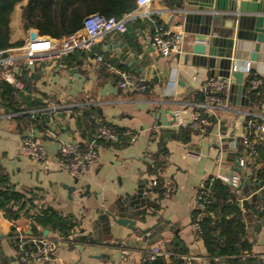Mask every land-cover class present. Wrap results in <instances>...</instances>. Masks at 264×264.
<instances>
[{
	"label": "crops",
	"instance_id": "0c3cea01",
	"mask_svg": "<svg viewBox=\"0 0 264 264\" xmlns=\"http://www.w3.org/2000/svg\"><path fill=\"white\" fill-rule=\"evenodd\" d=\"M239 4L234 1V9ZM184 6L185 0H153L147 9L160 22L180 24L185 29L186 42L181 55L162 57L153 50L151 17L144 15L146 9H134L129 13L126 32L105 33L92 51L76 50L61 60L34 65L19 57L15 70L25 84V91L15 93L11 84L0 81V101L10 91L16 96L14 108L0 102L4 108L0 112V164L7 174V185L22 192L33 190L41 207L71 214L78 222L69 236L71 241L58 245L51 262L26 263L19 258L16 240L40 235L34 234L30 219L24 216L13 219L0 207V264H140L146 250L153 245L164 249L170 242H181L187 248V253L169 251L184 259L181 264H210L206 244L193 226L201 183L212 175L231 176L241 171L239 197L251 196L254 207L264 208V199L258 197L262 188L257 189L251 169L244 163L241 142L243 112L264 111V97L254 104L250 90L244 89L245 84L240 85L236 78L225 93L229 109L212 113L216 121L208 133H196L188 142L170 137V130L178 131L192 122L196 112L193 103L205 99L202 81L229 75L237 61H252L254 68L264 73V37L258 41V32L242 25L236 16L220 13L202 21L199 12L183 11ZM19 9L16 7L10 25L11 42H22L11 47L16 53L30 39V29H24ZM233 19L235 23L231 22ZM204 34L208 36L206 51L196 54L193 44ZM122 52L130 55L122 58ZM97 55L104 61H98ZM106 62L137 73L151 86L149 91L122 89L118 74ZM171 68L174 73L168 76L167 69ZM27 98L39 99L42 106L27 109L24 102ZM48 108H55L52 115ZM85 109L98 121L126 131L129 142L113 145L100 141L99 162L77 177L75 183L76 177L59 167L58 156L63 141L86 144L92 138L93 129L80 123ZM177 109L181 119L175 114ZM35 110L40 111L33 113ZM10 113L16 114L7 115ZM25 113L32 117L44 115L45 126L27 123L19 131L16 117ZM162 134L167 138L169 154L161 174L168 190L161 196L153 189L157 175L149 173L148 164L159 149ZM25 135L44 145L48 154L45 160H34L21 150L20 142ZM263 156L264 149L252 162L256 168L263 164ZM243 175L248 178L242 180ZM141 184L152 191L137 198L135 194ZM73 186L77 190L71 194L69 187ZM133 207L142 208L133 211L138 225L156 226L145 240L128 237L130 230L112 219L124 211L132 214ZM248 212L246 208L252 256L257 258V264H264V224L261 216Z\"/></svg>",
	"mask_w": 264,
	"mask_h": 264
},
{
	"label": "built area",
	"instance_id": "2783aa9c",
	"mask_svg": "<svg viewBox=\"0 0 264 264\" xmlns=\"http://www.w3.org/2000/svg\"><path fill=\"white\" fill-rule=\"evenodd\" d=\"M152 1L136 0L135 9L147 10ZM129 15L127 13L123 17L118 18L92 13L84 19L82 28L70 35L55 38L38 33L37 38L34 40L29 39L18 53L11 47L0 48V81L11 84L15 93L18 90L25 91V84L15 70L16 60L19 57L25 58L28 65H34L37 62L61 60L76 50L92 51L105 33L126 32ZM144 15L151 17L152 13L147 10ZM150 19L152 25L150 38L155 51L162 57L183 54L186 42L185 29L180 24L162 23L155 16ZM96 59L104 61L100 55H97ZM106 64L109 69L118 74L119 86L122 89L130 92H146L148 90V83L137 73L131 70L118 69L107 62ZM171 70L174 73V69L171 68ZM236 71L243 72V83L248 90L264 87V73L256 70L252 61L249 60L234 63L229 75L214 77L206 81H202L195 75L196 79L202 81L205 92L203 101L193 103L196 107V112L190 125L197 133L205 134L207 126L212 124L210 119L203 115V112L213 115L212 113L218 110L229 109L230 106L225 93L235 82L236 76L234 72ZM54 110L55 108L47 109L50 115L53 114ZM38 111L40 110H35L33 113H38ZM0 112H4L3 107H0ZM15 114L10 113L7 115L12 116ZM175 114L178 119H181L179 109L175 111ZM243 114L245 120L241 142L244 148V163L247 165L249 162L252 163L258 156L260 145L263 144L264 149V111L246 110ZM118 139V134L106 122H102L97 134L86 144L78 140H67L61 143L58 156L59 167L71 176L79 177L99 162L100 140L115 142ZM20 147L23 152L34 160H45L48 156L44 145L30 135L23 137ZM218 177L229 182L234 187H238L241 181V175L238 173H234L231 176L219 174ZM152 184H157V178L153 180ZM210 195L211 188L206 180L198 188L196 196L197 211L193 218V226L199 234L203 231L202 221L209 215L206 211V206L210 203ZM242 200V197L237 199L238 205L241 207L243 214L246 215V207L242 204ZM244 219L246 220L245 216ZM64 241L70 242L71 238H64L58 234H44L31 238L22 236L17 238L16 246L21 261L26 263H49L53 260L58 245ZM170 256L171 253L169 251L164 250L159 245H153L144 252L140 264H152L159 257L168 258ZM247 256L244 255V258H247Z\"/></svg>",
	"mask_w": 264,
	"mask_h": 264
},
{
	"label": "trees",
	"instance_id": "16d2710c",
	"mask_svg": "<svg viewBox=\"0 0 264 264\" xmlns=\"http://www.w3.org/2000/svg\"><path fill=\"white\" fill-rule=\"evenodd\" d=\"M19 4L24 29L35 28L39 34L55 38H62L79 31L83 26L84 19L92 13L121 18L136 8V0H0V48L16 47L22 44L21 41L12 43L10 40L11 19ZM24 80L27 79L24 78ZM148 86L146 92L151 87ZM249 94L254 104H259L261 98L264 97V87L250 89ZM15 100L16 96L10 91L3 94L0 102L7 107L14 108ZM24 102L27 109L42 106L39 99L30 100L27 98ZM203 115L210 119L211 123L216 121L215 115L206 112H203ZM45 118L41 114L32 117L31 114L25 113L16 117L17 126L19 131H23L27 123L36 124L38 127L45 126ZM102 122L98 121L87 109L80 117V123L93 129L92 137L97 134ZM108 125L119 136L115 142L107 141L108 144L121 143L124 145L129 142V135L126 131L120 127ZM211 125L207 126L206 133L211 130ZM196 133L197 131L188 124L178 131L170 130V137L188 142ZM259 149L263 150V144ZM168 154L167 138L162 134L159 140V149L154 154L152 162L148 164L149 173L157 175V184L153 186V189L161 196L168 190V186L161 176L167 164ZM262 161L263 164L258 168L250 162L247 165L251 169V178L262 183L261 194L264 196V156ZM6 181L7 174L0 164V207L11 218L18 219L24 216L30 219L34 234L37 235H42L44 230L48 229L64 238L70 236L78 223L73 215H64L49 207H41L36 202L33 190L22 192L14 188L10 189ZM207 182L211 188L210 203L206 206L209 215L202 221L203 231L200 236L208 249L211 258L210 264L218 262L219 264H257V258L252 256L253 243L249 237L248 222L244 219L245 215L237 201L239 190L218 176H210ZM141 213L145 216V211ZM164 250L172 253L188 252L181 242L167 243ZM244 255H248L247 258H244ZM183 261V258L173 254L170 256V260L159 257L152 264H181Z\"/></svg>",
	"mask_w": 264,
	"mask_h": 264
},
{
	"label": "water",
	"instance_id": "95a60500",
	"mask_svg": "<svg viewBox=\"0 0 264 264\" xmlns=\"http://www.w3.org/2000/svg\"><path fill=\"white\" fill-rule=\"evenodd\" d=\"M234 1H239L238 9H234ZM185 9L184 10H194L199 12L202 21H205L207 18L216 17L220 13H228L229 15L236 16V18H240L242 20V25L249 26L250 28L253 27L255 33L258 32V41H262L264 37V0H185ZM232 23L234 19L231 20ZM38 36V31L35 29H30V39L34 40ZM201 37H197L196 41L193 44V52L196 54H204L206 51V40L208 36L206 34L200 35ZM154 50V47L152 48ZM130 55V52H122L121 57L125 58ZM187 59V55L185 56ZM168 70V76L171 75L170 69ZM156 74V70L154 71ZM227 75V74H226ZM234 75L237 78V82L242 85L243 84V77L244 74L241 71L234 72ZM155 81L158 82V77L155 76ZM246 89V86H243ZM204 93L202 94V100L204 99ZM240 165V164H239ZM240 174L243 172L239 171ZM245 175V174H244ZM242 177V180L247 179V176ZM78 182V178L76 177L75 183ZM256 184L258 186L257 189L262 188V183L256 180ZM77 190V186L69 187V192L72 194L74 191ZM152 188L145 187L142 184L138 186L137 192L135 197H143L145 193L151 192ZM258 191H255L256 193ZM259 199L263 200L264 196L260 193ZM252 197L243 198L242 204L248 209V213L259 215L262 218L264 224V208L258 209L251 204ZM154 206V205H149ZM144 209V208H143ZM140 211L142 210L141 207H133L132 214L124 211L122 215L113 216V220L116 224L122 225L130 230V233L127 235L128 237H136L137 239L148 238V233L150 234L152 230L155 229L154 226H147L145 228L141 227L137 224V219L133 218V211ZM135 215V214H134ZM141 216V215H140ZM145 217L142 215V218ZM142 221H145L144 218ZM103 226V224H102ZM49 230L45 229L44 234H48Z\"/></svg>",
	"mask_w": 264,
	"mask_h": 264
},
{
	"label": "rangeland",
	"instance_id": "374dc122",
	"mask_svg": "<svg viewBox=\"0 0 264 264\" xmlns=\"http://www.w3.org/2000/svg\"><path fill=\"white\" fill-rule=\"evenodd\" d=\"M17 7H18V11H20V9H19L20 8V4ZM3 85H5V84L3 83Z\"/></svg>",
	"mask_w": 264,
	"mask_h": 264
}]
</instances>
